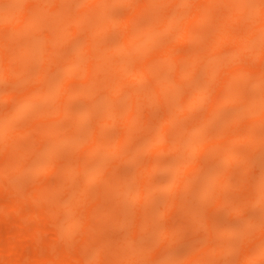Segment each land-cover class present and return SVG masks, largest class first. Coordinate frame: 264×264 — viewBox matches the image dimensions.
Instances as JSON below:
<instances>
[{
  "label": "clouds",
  "instance_id": "1",
  "mask_svg": "<svg viewBox=\"0 0 264 264\" xmlns=\"http://www.w3.org/2000/svg\"><path fill=\"white\" fill-rule=\"evenodd\" d=\"M5 185L42 264H264V0H0Z\"/></svg>",
  "mask_w": 264,
  "mask_h": 264
},
{
  "label": "bare ground",
  "instance_id": "2",
  "mask_svg": "<svg viewBox=\"0 0 264 264\" xmlns=\"http://www.w3.org/2000/svg\"><path fill=\"white\" fill-rule=\"evenodd\" d=\"M131 2L134 4V5H140V6H142V4H143V0H131ZM205 2V0H189V4L190 5H202L203 3ZM185 11H187V9H185ZM10 191V190H9ZM11 192V191H10ZM17 196V195H16ZM23 203H25V201L24 200H22V199H20L18 196L16 197V198H14V199H12L11 201H8L3 207L2 206H0V217L2 218V217H5V216H7V214H9L10 212H12V211H16L17 213L18 212H20L21 214H20V218H22L23 220H22V222H21V226L22 227H19V225H20V222H19V224L18 223H16L17 225H18V228L17 229H15L14 227L15 226H13V228H14V230H16V232L14 231V233H15V236H10L9 238H12V237H15L16 238V240H15V238L13 239H7V240H2V242L4 241V244L5 243H7L6 245H4L3 246V244L1 243V240H0V246L2 245L3 247H2V251H4L3 250V248L5 247L6 249L5 250H7L8 251V253H11V254H9V255H13V259L15 258L14 257V255L15 254H17V252H15V250H16V247H18L19 245H17V244H19V243H21L22 241H24V238L25 239H27L26 237H28V235L27 234H29V238H28V240H26L25 242H27V241H32V239L30 240V238H33V239H36V240H34V241H37V240H39V238L41 237V234L44 232V231H47V223L45 222V220L43 219V218H41L40 217V214L33 208L32 209V211H30L29 212V214L28 215H26V213L25 212H22L23 210H24V207H23ZM23 216H25L24 218H23ZM26 218V219H25ZM39 219V221H36V223H34V225H37V226H32V227H34L33 228V230H29L28 228H30V224H29V226H28V219ZM23 223H25V224H23ZM11 231H13V230H11ZM10 231V232H11ZM30 233H29V232ZM25 232H27L26 234H25ZM14 233H12V235L14 234ZM11 234V233H10ZM23 239V240H22ZM22 240V241H21ZM5 241H7V242H5ZM23 243V242H22ZM19 248V247H18ZM1 250V249H0ZM12 252H14L15 254H12ZM18 252H20L21 253V251H18ZM6 253V252H5ZM8 253H6V254H8ZM19 254V253H18ZM39 254H41V255H43V256H41V257H39V256H37V257H34L33 256V258L32 257H26V254H25V256H23L24 258H32V260L30 261V263H35V264H40V263H42V261H44V260H46V259H52L53 258V256H52V253L51 252H44V254H42V253H39ZM20 255H24V254H20ZM1 257V256H0ZM9 258H11V257H9ZM17 259H18V256H17ZM17 259H14V260H12V258H11V260H10V262L9 263H13V264H16V263H18V261H17ZM29 259V260H30ZM3 261H1L0 263H5V260H4V258L2 259ZM26 261L28 260V259H25ZM7 261H9V259H7ZM6 261V262H7ZM20 261V260H19ZM26 264V263H25ZM27 264H29V263H27Z\"/></svg>",
  "mask_w": 264,
  "mask_h": 264
},
{
  "label": "rangeland",
  "instance_id": "3",
  "mask_svg": "<svg viewBox=\"0 0 264 264\" xmlns=\"http://www.w3.org/2000/svg\"><path fill=\"white\" fill-rule=\"evenodd\" d=\"M16 197L17 196L13 192H10L9 191V188L7 187V185H5L2 188H0V206L3 207L8 201H11L12 199H14ZM23 207H24V210L22 212H25L26 215H28L29 212L32 211V209H33V207L30 206L26 202L23 203ZM20 214H21L20 212L17 213L16 211H12L9 214H7V216L2 217V218L0 217V240L1 239L2 240L3 239L4 240H7V239H12V238L14 239L15 238V237H12V238H9V237L10 236H15L14 231L16 232V230H14V228L15 229L18 228V225L16 223L19 224V222H20L19 227H22L23 226V225L21 226V222H22L23 219L20 218L21 217ZM24 217L25 216H23V218ZM36 221H39V219L38 218L37 219H33V220L30 219V218L28 219V226L30 224V228H28L29 230H33L34 227H32V226L34 225V223H36ZM23 224H25V223H23ZM46 225H47L46 227H47V230H48V224H46ZM13 226H15V227L13 228ZM34 226H37V225H34ZM11 230H13V231H11ZM12 233H14V234L12 235ZM26 233L27 232H25V234ZM27 235H28V237H26L27 239L24 238V241H22L23 239L21 240L23 243L21 242V243L17 244V245H19L18 246L19 248L16 247V250H15V252H17V254H15L14 252H12V254H15L14 255V257H15L14 259H17V256H18V259H17L18 263H16V264H25V263L26 264L27 263H29V264H35V263H30V261L32 260V258H33L34 255H35L34 257H37L39 255H40L39 257H41L43 255H41L39 253L44 254V252H48V251L43 250V249L40 248L39 242H40V239L42 237V234H41V237L39 238V240H37V241H34L37 238L36 239L30 238V240L32 239V241L25 242L29 238V234H27ZM2 240H1V243L3 244V246L6 245L7 243L4 244V241L2 242ZM15 240H16V238H15ZM5 242H7V241H5ZM3 246L2 245L0 246V249H1L0 250V256H1L0 257V260L3 261L2 259L4 258V260H5V263L4 264H13V263H9L10 260H11V258H12V260H14L13 259V255H9L11 253H8V251L5 250L6 249L5 248L6 246L3 248L4 251H2V247ZM18 251H21V253L24 254V255H20L21 253L18 252ZM5 252L8 253V254H6ZM25 254H26V257H32V258L31 259L30 258H24L23 256H25ZM9 257H11V258H9ZM7 259H9V261H7ZM25 259H28V260L26 261ZM0 264H3V263H0ZM40 264H42V263H40Z\"/></svg>",
  "mask_w": 264,
  "mask_h": 264
}]
</instances>
